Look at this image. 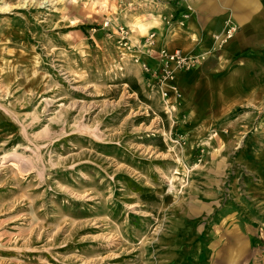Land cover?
<instances>
[{"label":"rangeland","instance_id":"1","mask_svg":"<svg viewBox=\"0 0 264 264\" xmlns=\"http://www.w3.org/2000/svg\"><path fill=\"white\" fill-rule=\"evenodd\" d=\"M159 5L0 0V264H211L263 238L264 49L162 83Z\"/></svg>","mask_w":264,"mask_h":264},{"label":"crops","instance_id":"2","mask_svg":"<svg viewBox=\"0 0 264 264\" xmlns=\"http://www.w3.org/2000/svg\"><path fill=\"white\" fill-rule=\"evenodd\" d=\"M158 2L160 4L158 19L149 24V27L156 28L160 34L156 50L159 47L168 51L180 48L187 55L204 53L208 63L213 64L212 73L219 74L223 67L231 63H237L241 67L244 64V51L264 49V0H158ZM160 15L162 18L175 19L174 26L162 24ZM228 25L236 27V38L231 39L230 44L228 41L226 43L228 46L222 50L217 48L215 37L228 28ZM185 74L187 72L178 78ZM258 125L264 130V120ZM260 136H264V132ZM258 162L263 164L255 170L256 174L262 173L261 185L258 190L249 188V195H253L254 199L258 198V203H261L264 202V156L253 158V164ZM253 220L259 226L257 218ZM233 238L222 245L224 248L219 247L215 251L214 245L209 247V253L206 255L209 256L210 262L213 255L217 258L211 264L216 260L217 264H264V236L255 237L251 241Z\"/></svg>","mask_w":264,"mask_h":264},{"label":"built area","instance_id":"3","mask_svg":"<svg viewBox=\"0 0 264 264\" xmlns=\"http://www.w3.org/2000/svg\"><path fill=\"white\" fill-rule=\"evenodd\" d=\"M234 30L232 29V27H228L226 28L224 35H222L221 37L219 35L215 37L218 43V48L221 47L223 42L231 38L232 34L235 32ZM154 36L155 35L152 34L150 37L153 38ZM159 54L161 61H163V64L161 66L162 73L160 75L162 83L166 76H170L172 74V67L187 69L191 66H196L197 64L202 63V61H204L206 57L204 53L186 55L180 48H174L173 51H168L166 48H161ZM144 66L146 69H148L147 65Z\"/></svg>","mask_w":264,"mask_h":264},{"label":"bare ground","instance_id":"4","mask_svg":"<svg viewBox=\"0 0 264 264\" xmlns=\"http://www.w3.org/2000/svg\"><path fill=\"white\" fill-rule=\"evenodd\" d=\"M229 27H232V29H234V27L233 26H229ZM184 54H186L185 52H184ZM187 55V54H186ZM200 64V63H199ZM198 66V65H197ZM197 66H191V67H189V68H187V69H179V68H174V67H172L171 68V70H172V74L170 75V76H166L165 78H164V81H163V83L164 82H166V81H173L174 80V77H175V73L177 72V71H188V70H191L192 68H195V67H197ZM173 90H174V92L176 91V88H174L173 87Z\"/></svg>","mask_w":264,"mask_h":264},{"label":"trees","instance_id":"5","mask_svg":"<svg viewBox=\"0 0 264 264\" xmlns=\"http://www.w3.org/2000/svg\"><path fill=\"white\" fill-rule=\"evenodd\" d=\"M134 88H135L136 90H138V86H134Z\"/></svg>","mask_w":264,"mask_h":264}]
</instances>
